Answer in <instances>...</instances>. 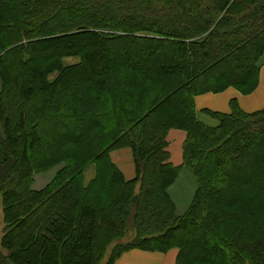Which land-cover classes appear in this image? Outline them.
Here are the masks:
<instances>
[{
    "label": "trees",
    "instance_id": "obj_1",
    "mask_svg": "<svg viewBox=\"0 0 264 264\" xmlns=\"http://www.w3.org/2000/svg\"><path fill=\"white\" fill-rule=\"evenodd\" d=\"M263 62L264 0H0V264H98L130 219L106 264L173 247L176 264H264V108L232 98L200 110L210 126L194 101L251 93ZM126 147L131 179L110 158ZM180 167L197 186L177 216Z\"/></svg>",
    "mask_w": 264,
    "mask_h": 264
},
{
    "label": "crops",
    "instance_id": "obj_2",
    "mask_svg": "<svg viewBox=\"0 0 264 264\" xmlns=\"http://www.w3.org/2000/svg\"><path fill=\"white\" fill-rule=\"evenodd\" d=\"M232 98L237 99L239 107L246 112H253L264 108V62L262 63V66L259 69L258 85L249 94H242L235 88L228 87L221 92H217V93L208 92L195 96L194 101H195V107L197 109V117H200L199 120H201L207 125L210 126L215 125L216 119L212 118L210 115L206 113L201 112L200 110L205 108L211 111L228 113L230 112L229 102ZM170 131L174 132V136L182 137L181 160L177 162H173L172 160H170L173 164L176 163L174 165L180 166L182 163V145L186 133L185 132L183 133L182 131H178L177 129L169 130V132ZM167 139H168V135H167ZM168 143H169V139H168ZM119 150L120 149H117V151ZM113 151L110 153L111 160L123 173L122 169L120 168V165L124 162L126 155H122L123 153H119L121 151L119 152L117 151L113 152ZM180 173H186L189 176L190 179L189 187L187 190L176 192V187H175L176 181ZM196 186L197 185L193 174L187 168L180 167L175 180L168 187L169 196L174 203L175 215L180 216L187 211L194 196ZM177 253L178 250L177 248L174 247L169 248L166 251L144 250L139 248H133L121 254L113 264H176Z\"/></svg>",
    "mask_w": 264,
    "mask_h": 264
},
{
    "label": "rangeland",
    "instance_id": "obj_3",
    "mask_svg": "<svg viewBox=\"0 0 264 264\" xmlns=\"http://www.w3.org/2000/svg\"><path fill=\"white\" fill-rule=\"evenodd\" d=\"M64 61H65V63L73 62L74 58L67 57V58L64 59ZM261 66H262V64H261ZM0 88H1V80H0ZM198 118H200V117H198ZM170 130H172V129H170ZM177 130L178 131H182L184 133L183 130H180V129H177ZM168 139H169V147L168 148H169V151H170V160H172L173 162L180 161L181 160V142H182V137L174 136V132L170 131L168 133ZM115 151H117V150H115ZM115 151H113V152H115ZM119 151H121V152H119ZM119 151H117V152L123 153L122 155H126V157L124 159V162L120 165V168L122 169V171H123V173H124V175H125V177L127 179L133 178L135 176V171H134V165H133L134 163H133V159H132V155H131V150L126 147V148H120ZM174 164H176V163H174ZM59 168H60V166L58 164V165L52 166V167H50L48 169L40 170V171L36 172L34 174L33 186L35 188L46 186L52 180V178L56 175V173H57ZM94 173H95L94 164L90 163L89 165H87L85 167L84 175H83L84 176V181L87 182L94 175ZM189 182H190L189 176L186 173H180V175H179V177L177 178V181H176V186H175L176 187V192H181L183 190H187L188 187H189ZM138 187H139V184L137 183L135 185V189H137ZM130 222H132V219L129 220V231L127 233V236L120 237L118 241L117 240H112L111 242L106 243V246L103 248L101 253H99L100 258L98 260V264H106V261L108 260V258L112 254H114L113 247L115 245H124V244L128 243V241H129V239H130V237L132 235V231H131V228H130ZM3 225H4V223H3V216H2V205H1V200H0V241H1V236H2ZM0 249L3 252H5V250H3L1 248V245H0ZM126 251H128V250L122 251L121 254H123Z\"/></svg>",
    "mask_w": 264,
    "mask_h": 264
}]
</instances>
